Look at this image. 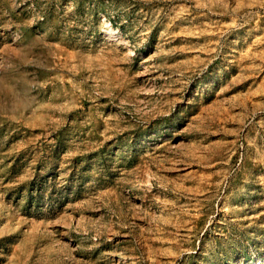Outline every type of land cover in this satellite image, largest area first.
Wrapping results in <instances>:
<instances>
[{"label": "rangeland", "instance_id": "obj_1", "mask_svg": "<svg viewBox=\"0 0 264 264\" xmlns=\"http://www.w3.org/2000/svg\"><path fill=\"white\" fill-rule=\"evenodd\" d=\"M0 264H264V0H0Z\"/></svg>", "mask_w": 264, "mask_h": 264}, {"label": "bare ground", "instance_id": "obj_2", "mask_svg": "<svg viewBox=\"0 0 264 264\" xmlns=\"http://www.w3.org/2000/svg\"><path fill=\"white\" fill-rule=\"evenodd\" d=\"M111 32V31H110Z\"/></svg>", "mask_w": 264, "mask_h": 264}]
</instances>
